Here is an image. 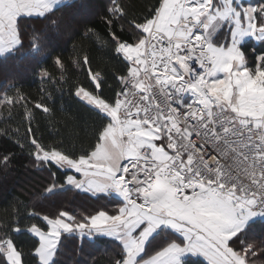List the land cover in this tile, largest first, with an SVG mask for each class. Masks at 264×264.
<instances>
[{"label":"snow or ice","instance_id":"6c2138e0","mask_svg":"<svg viewBox=\"0 0 264 264\" xmlns=\"http://www.w3.org/2000/svg\"><path fill=\"white\" fill-rule=\"evenodd\" d=\"M68 2L0 0V58L24 48L21 25L32 17L48 28L34 30L29 48L50 55L49 34L71 30L55 15ZM108 11L110 25L127 15L119 0ZM129 30L134 40L112 33L125 70L113 78L112 94L104 95L101 74L90 68L94 88L74 87L97 115L94 143L68 150L28 128L32 166L53 178L46 193L76 190L113 207L33 211L39 222L0 225V264H58L63 240L99 237L115 245L113 264H188L186 257L202 258L192 264H264V248L244 241L264 221V54L249 63L242 50L246 38L264 41V0H157ZM55 64L64 67L59 57ZM13 88L16 95L5 92L0 104L24 99L14 78ZM0 160L7 168L11 157ZM25 231L33 238L28 252L14 236Z\"/></svg>","mask_w":264,"mask_h":264},{"label":"trees","instance_id":"16d2710c","mask_svg":"<svg viewBox=\"0 0 264 264\" xmlns=\"http://www.w3.org/2000/svg\"><path fill=\"white\" fill-rule=\"evenodd\" d=\"M156 2L119 0L127 15L113 18L115 22L110 25L108 9L112 0H70L57 9L55 15L63 16L71 30L60 36L49 34L51 54L40 57L30 50L29 42L34 30L47 33L48 23L40 17L25 18L21 25L24 48L11 58H0V96L5 92L16 95V89H9V80L14 78L24 98L15 107L0 104V158L11 157L7 168L0 160V225L19 223L25 228L39 222V217L29 215L33 211L54 213L57 208L66 207L84 214L101 206L113 207V202L107 198L96 200L76 190L56 189L46 193L53 178L48 168L32 166L28 128L30 126L46 145L63 144L68 150L80 151L94 143L93 130L99 122L97 115L73 95L74 87L94 88L88 78L90 68L93 73L101 74L104 95L112 94L113 78L125 71L115 59L112 33L124 40H134L129 23L136 18L142 19ZM224 39L221 36V42ZM242 50L250 58L249 63H253L256 55L264 54V41L247 40L243 42ZM85 55L89 58L88 65L84 64ZM56 57L61 59L62 69L55 64ZM43 71H47L49 77H43ZM36 103L44 104L50 111L44 113L42 109H36ZM28 111L33 113L31 122L26 119ZM21 144L25 145L23 149ZM14 236L25 252L31 249L33 238L26 231L14 233ZM244 241L258 249L264 248V221L257 220ZM116 254L115 245L107 238L90 239L83 244L78 238H70L62 241L57 260L58 264H113ZM185 259L188 264L201 260L196 257Z\"/></svg>","mask_w":264,"mask_h":264},{"label":"crops","instance_id":"0c3cea01","mask_svg":"<svg viewBox=\"0 0 264 264\" xmlns=\"http://www.w3.org/2000/svg\"><path fill=\"white\" fill-rule=\"evenodd\" d=\"M259 2H260V0H244V3L247 4V5H256V4H258ZM251 39H253L254 41H258V40L254 39V38H246L245 41H247V40H251ZM245 41H244V42H245ZM258 42H259V41H258ZM196 258H198V257H196ZM200 259H202V258H200Z\"/></svg>","mask_w":264,"mask_h":264}]
</instances>
